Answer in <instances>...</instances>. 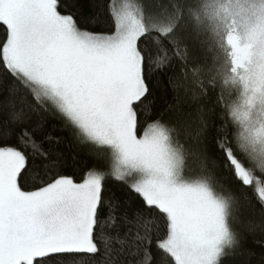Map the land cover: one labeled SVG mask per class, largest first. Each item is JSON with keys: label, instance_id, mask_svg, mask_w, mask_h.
Here are the masks:
<instances>
[{"label": "snow or ice", "instance_id": "6c2138e0", "mask_svg": "<svg viewBox=\"0 0 264 264\" xmlns=\"http://www.w3.org/2000/svg\"><path fill=\"white\" fill-rule=\"evenodd\" d=\"M138 2L0 0V264L264 250V0Z\"/></svg>", "mask_w": 264, "mask_h": 264}, {"label": "trees", "instance_id": "16d2710c", "mask_svg": "<svg viewBox=\"0 0 264 264\" xmlns=\"http://www.w3.org/2000/svg\"><path fill=\"white\" fill-rule=\"evenodd\" d=\"M127 2H132L137 7L141 8L138 0H81V3L84 5L81 14L87 16L99 12L100 8H93V3L96 5H100L102 3L106 6V8L110 9L111 7L118 8L119 5L125 4ZM69 11H75V9H69ZM106 16L107 13L105 12L102 19H106ZM100 28H103V25L97 26V30ZM55 134L58 136L64 135L60 131H57ZM61 150L64 152V156L68 161L65 169L66 174L73 175L77 182H81L82 179L85 178L86 172L92 169L93 165L96 164V160L93 157L94 149L87 144L77 145L73 143L71 148L61 145ZM97 166L104 167L103 165ZM197 167L198 164L194 161L191 166L193 174L192 178H195V169ZM256 176L260 179H264V177H260L259 172L256 173ZM108 185L109 187H119V185H114L111 179L108 181ZM225 186L232 188L236 185L228 183ZM65 259H67L68 264H72L71 257ZM262 261H264V250H262L259 245L254 244L251 239H248L243 245L241 252L234 257H230L228 260H226L225 264H261Z\"/></svg>", "mask_w": 264, "mask_h": 264}, {"label": "rangeland", "instance_id": "374dc122", "mask_svg": "<svg viewBox=\"0 0 264 264\" xmlns=\"http://www.w3.org/2000/svg\"><path fill=\"white\" fill-rule=\"evenodd\" d=\"M125 6H128V7H130V8H139V7H137L134 3H132V2H127V3H125V4H121V5H119L118 6V8H122V7H125Z\"/></svg>", "mask_w": 264, "mask_h": 264}]
</instances>
